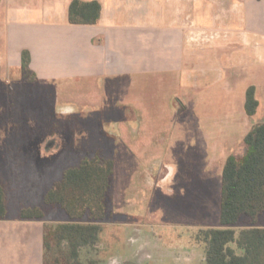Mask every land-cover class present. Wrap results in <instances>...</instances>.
Here are the masks:
<instances>
[{
    "label": "crops",
    "instance_id": "obj_1",
    "mask_svg": "<svg viewBox=\"0 0 264 264\" xmlns=\"http://www.w3.org/2000/svg\"><path fill=\"white\" fill-rule=\"evenodd\" d=\"M71 1L0 0V80L12 82L22 76L24 50L30 53L31 71L45 82L82 85L103 81L109 89L116 79L128 83L132 73H175L177 81L186 86L185 119L176 118L178 99H173L168 117L172 124L166 132L159 118L142 110L133 119L125 116L123 121L130 123V129L110 131L113 148L121 147L128 157L125 166L130 181L120 214L140 218L142 211L133 209V204L151 200L145 199L140 187L152 178L147 172L139 176L140 172L131 174V170L170 168L169 175L158 174L156 184L162 194L171 178L178 177L181 186L191 184L185 177L189 167L209 170L203 159L199 163L190 160L195 149L199 154L218 148L227 153L225 128L202 125L208 121L207 105L198 98L202 90L212 92L223 80L245 79L244 110L228 121L247 120L246 134L264 121L250 123L254 116L245 110L251 85L256 89L258 108L262 105L259 92L264 101V0H97L102 10L95 24L70 23ZM227 85L222 87L230 88L231 83ZM133 122H138L135 128ZM163 153H171L179 168L171 162L160 163L158 157ZM131 155H138V160L132 161ZM204 171L202 176H207L210 185V173ZM45 223L20 216L0 219V264H43Z\"/></svg>",
    "mask_w": 264,
    "mask_h": 264
},
{
    "label": "rangeland",
    "instance_id": "obj_2",
    "mask_svg": "<svg viewBox=\"0 0 264 264\" xmlns=\"http://www.w3.org/2000/svg\"><path fill=\"white\" fill-rule=\"evenodd\" d=\"M177 78L175 73L165 70L132 73L128 83L116 79L109 89L103 81L60 84L41 81L32 73L22 74L12 82L0 80V186L5 192L6 216L19 217L23 208L37 207L45 212L41 219L44 223L65 219L60 208L45 204L46 192L67 168L78 165L84 158L100 155L113 159L116 169L107 196L102 238L90 258L98 264H107L110 259L120 264H205L206 246L196 239V234L201 228L219 226L225 161L231 154L242 156L245 152L243 136L249 122L228 121L244 110L245 79L223 80L218 89L198 93L208 110L205 114L208 121L202 125L225 128L227 153L221 151L223 148L217 149L219 153L208 154H199L195 149L190 160L199 163L203 159L209 163V170L189 167L185 177L192 183L181 186L177 184L178 177L171 178L162 194L156 184L158 174L169 175L170 168L131 170V174L140 172L139 176L151 174L152 180L146 181L148 185H137L145 199L151 200L134 202L133 209L142 211L140 218L128 219L120 214L125 204L123 193L130 181L125 166L128 157L125 158L121 147L113 148L110 131L130 129V123L123 121L125 116L133 119L142 110L159 118L160 128L166 132L172 124L168 117L173 99H178L176 118L185 119L186 107L182 102H186V86ZM228 83L230 88L222 87ZM259 98L262 105L250 123L264 120L260 92ZM224 119L227 121L222 122ZM131 125L135 128L138 122ZM53 139L55 144L47 148ZM135 156L131 155L132 161L138 160V155ZM184 156L188 157L182 153L181 157ZM158 158L160 163L171 162L179 168L171 153ZM203 171L210 173V185L207 176H202ZM130 187L133 188L131 182ZM241 226H235L237 232Z\"/></svg>",
    "mask_w": 264,
    "mask_h": 264
},
{
    "label": "trees",
    "instance_id": "obj_3",
    "mask_svg": "<svg viewBox=\"0 0 264 264\" xmlns=\"http://www.w3.org/2000/svg\"><path fill=\"white\" fill-rule=\"evenodd\" d=\"M101 10L97 0H72L69 21L95 24ZM29 63L30 53L24 50L23 74L35 76ZM258 106L251 85L246 92V113L254 115ZM243 141L244 154L229 155L223 167L219 226L201 228L196 234L206 246L205 264H264V121L254 124ZM113 173V159L87 157L67 168L48 189L45 204L60 208L65 219L45 223L43 264L97 263L90 254L100 241ZM6 214L5 192L0 186V219ZM44 217L45 212L37 207L23 208L20 215L22 219ZM240 224L237 232L235 226Z\"/></svg>",
    "mask_w": 264,
    "mask_h": 264
},
{
    "label": "flooded vegetation",
    "instance_id": "obj_4",
    "mask_svg": "<svg viewBox=\"0 0 264 264\" xmlns=\"http://www.w3.org/2000/svg\"><path fill=\"white\" fill-rule=\"evenodd\" d=\"M55 142H56V140H50L48 143H47V148L48 147H51L52 145H54L55 144ZM205 261H206V257H205ZM109 263H107V264H120V263H115L112 259H110L109 261H108ZM96 264H98V263H96Z\"/></svg>",
    "mask_w": 264,
    "mask_h": 264
}]
</instances>
